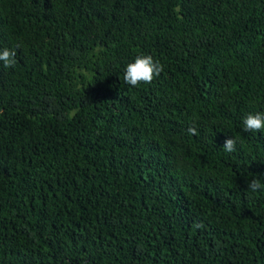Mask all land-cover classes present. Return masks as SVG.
<instances>
[{
    "label": "trees",
    "instance_id": "1",
    "mask_svg": "<svg viewBox=\"0 0 264 264\" xmlns=\"http://www.w3.org/2000/svg\"><path fill=\"white\" fill-rule=\"evenodd\" d=\"M3 48L0 264H264V0H0Z\"/></svg>",
    "mask_w": 264,
    "mask_h": 264
},
{
    "label": "clouds",
    "instance_id": "2",
    "mask_svg": "<svg viewBox=\"0 0 264 264\" xmlns=\"http://www.w3.org/2000/svg\"><path fill=\"white\" fill-rule=\"evenodd\" d=\"M18 47V46H17ZM17 48L0 49V62L4 67H14L17 63ZM164 71V65L158 60H154L152 55H137L134 62L127 65L124 73V82L131 87H137L141 84H151ZM245 132H264V112L248 114L243 120ZM190 135H197V129L190 126L187 129ZM235 138H227L223 148L226 152L232 153L236 151ZM248 190L255 193L264 191V181L253 178L248 184ZM195 227H202L196 224Z\"/></svg>",
    "mask_w": 264,
    "mask_h": 264
}]
</instances>
